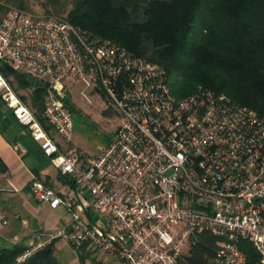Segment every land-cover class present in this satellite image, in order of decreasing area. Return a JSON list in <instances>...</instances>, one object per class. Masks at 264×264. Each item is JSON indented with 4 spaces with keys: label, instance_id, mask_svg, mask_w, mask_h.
<instances>
[{
    "label": "built area",
    "instance_id": "obj_1",
    "mask_svg": "<svg viewBox=\"0 0 264 264\" xmlns=\"http://www.w3.org/2000/svg\"><path fill=\"white\" fill-rule=\"evenodd\" d=\"M3 65L45 87L42 114ZM76 89L89 101L91 93L106 95L119 117L98 154L73 143L66 98L75 100ZM0 99L61 176L60 189L36 177L35 198L73 215L67 226L36 230L13 264L57 239L125 264H181L202 231L221 239L216 264H247L245 240L259 255L254 264H264V115L255 109L203 86L179 96L162 64L91 38L61 16L16 7L0 22ZM10 223L0 210V229Z\"/></svg>",
    "mask_w": 264,
    "mask_h": 264
},
{
    "label": "trees",
    "instance_id": "obj_2",
    "mask_svg": "<svg viewBox=\"0 0 264 264\" xmlns=\"http://www.w3.org/2000/svg\"><path fill=\"white\" fill-rule=\"evenodd\" d=\"M7 2L32 12L27 8V0ZM47 2L51 6L47 13L60 16L67 12L66 17H61L87 36L109 38L136 55L165 66L175 94L185 96L203 86L264 115V0ZM69 2H72L71 8ZM4 7L0 3V11H4ZM2 71L8 78L15 73L23 87L31 86L20 76L21 72L6 65L2 66ZM35 87L33 101L42 114L46 90L43 85ZM66 102L71 105L69 97ZM71 106L76 116V111L77 114L80 111ZM40 119L48 128L45 118L41 116ZM7 170L0 155V173ZM57 240L36 252L24 264H59L55 257ZM220 241V237L210 231L199 232L183 253L181 264H216ZM241 246L247 253V264L259 260L249 241H243ZM25 248L20 242L1 247L0 264H13ZM95 262L103 264L99 260Z\"/></svg>",
    "mask_w": 264,
    "mask_h": 264
},
{
    "label": "rangeland",
    "instance_id": "obj_3",
    "mask_svg": "<svg viewBox=\"0 0 264 264\" xmlns=\"http://www.w3.org/2000/svg\"><path fill=\"white\" fill-rule=\"evenodd\" d=\"M27 2V8L30 9L32 12L37 14H51L47 13V10L51 8L47 0H27ZM0 3L5 6L4 11H0V19L5 15L7 8L18 7L15 3L7 2V0H0ZM68 6L69 8H71L72 2H69ZM51 15H55V13ZM60 16L66 17L67 12L62 13ZM102 38L106 40H111L106 37ZM9 78L12 80V83L16 86L19 93L25 97V99H23L28 104H30L35 110L39 111L38 105H36L33 101V94L36 88L35 86H40L42 84L36 81L34 86L31 85L23 87L20 83V79L15 73H11ZM90 98L91 101L81 97L79 94V89H76L74 91L75 100L70 99V101L71 105L76 106V108L80 111L78 114L76 111L73 143L82 147V149L86 153L94 155L98 154L100 150L105 147L110 141L115 129L119 124V117L114 108L109 103V100L106 95L102 93H91ZM1 105H3V107L10 112V114L7 115L10 120V123L12 122L11 124H16V122L14 121L15 117L13 115L12 110L8 109L0 99V106ZM71 105L69 106L72 108ZM25 130L26 134L30 135L29 131L27 129ZM45 160V164L46 162L47 164L44 169H47L52 173H56L57 168L54 163V165L52 164V159ZM7 161L9 164L8 167L10 166V169L13 173L12 181L10 182V184L13 186L17 185L19 187L23 186L28 181V179L31 178L34 167L39 166L43 163L39 160V158L35 157V154L22 157V155L17 152L16 148L14 149L12 155L8 156ZM56 175L54 176V178L56 177ZM42 176L46 177L48 184L52 187L58 189L62 188L60 174L59 178L56 177L55 180L54 178L52 180V178L45 174ZM31 186L32 184L29 188H27L28 190H25L22 187V190H18L19 192L15 194H10L7 192L10 198H6L3 200L1 199L0 204H4L5 207L11 206L9 210L19 214L21 216L20 218L27 219L29 226H37L38 228H41L46 231L57 230L58 228H61V223H67L70 219L73 218L71 211H69V209L65 205H60L58 208L54 209L42 202H39L32 193ZM16 194L17 197L20 199L11 200V196H14ZM15 203H18V205H15ZM28 228L29 227H27V229ZM21 231L22 228L21 230L20 228L17 230H13V233H9L6 228L0 229V248L9 245L10 235L13 236L14 233H19L24 238H26L25 236L29 235L27 231V233ZM79 251H81L82 254H85L86 256L82 257V255L80 254L81 252ZM55 257L59 264H96V260L101 261V263L103 264H125L123 261L119 260L115 256H110L100 250L88 251L87 249L76 248L74 245H72L65 239L57 240L55 245Z\"/></svg>",
    "mask_w": 264,
    "mask_h": 264
},
{
    "label": "crops",
    "instance_id": "obj_4",
    "mask_svg": "<svg viewBox=\"0 0 264 264\" xmlns=\"http://www.w3.org/2000/svg\"><path fill=\"white\" fill-rule=\"evenodd\" d=\"M8 114H10V112L3 107V105L0 106V155L2 156V158L4 159V161L6 162L7 166L8 164V156H11L14 149H17V152L22 155V157L24 156H28L31 154H35L36 158H39L40 161H42L43 163L39 166L34 167L33 169V174L31 176V178L28 179V181L21 187L19 186H13L10 184V182L12 181V177H13V173L12 170L10 169V166L8 167V170L4 173H0V200L2 199H6V198H10V196L7 194L10 193H17L19 191H21L22 187L26 190L27 188L30 187V185L32 184V181L38 177V176H42V175H48L50 178H54V176L56 175L57 178H59V172L56 170V173H52L51 171L44 169L46 167L45 164V159H49L51 160L50 157L46 156L41 148L39 147V145L37 144V142L34 141V139L31 136L30 130L27 126L21 124L15 117V122L16 124H11L10 120L8 118ZM17 125V126H16ZM27 129L29 131V134H26V130ZM20 148V149H19ZM52 162V161H51ZM53 164V162H52ZM54 165V164H53ZM56 177L54 178V180L56 179ZM23 189V190H24ZM19 190V191H18ZM28 190V189H27ZM31 192V191H30ZM11 200H19L20 198L17 197V194L14 196H11ZM18 202V201H17ZM18 205V203H15V205ZM7 205V204H6ZM11 206L5 207L4 204L1 205L0 204V210H4L6 212V214L11 218V223L10 225L6 228V230L9 231V233H13V230H17L20 228H22L23 232H28V236H25L26 238L22 237L21 234H13L10 235L9 238V245L14 243L13 241L15 240V236H18L20 239V243H22L24 246H29L30 241L32 239L33 234L35 233L36 230H39L41 228H38L37 226H29L28 225V221L26 220V223L24 224L22 219L23 218H16V214L15 212H12L9 210ZM72 219H70L67 223H61V227L62 226H67L71 223ZM27 227H29L27 229ZM21 231V232H22ZM26 232V233H27ZM12 238V239H11ZM25 241V242H24ZM1 242V240H0Z\"/></svg>",
    "mask_w": 264,
    "mask_h": 264
},
{
    "label": "water",
    "instance_id": "obj_5",
    "mask_svg": "<svg viewBox=\"0 0 264 264\" xmlns=\"http://www.w3.org/2000/svg\"><path fill=\"white\" fill-rule=\"evenodd\" d=\"M20 76L25 79L30 85H34L36 82L35 76L32 74H28L27 72H21Z\"/></svg>",
    "mask_w": 264,
    "mask_h": 264
}]
</instances>
